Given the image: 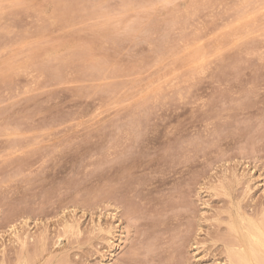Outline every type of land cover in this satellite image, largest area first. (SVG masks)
Listing matches in <instances>:
<instances>
[{
	"label": "rangeland",
	"instance_id": "374dc122",
	"mask_svg": "<svg viewBox=\"0 0 264 264\" xmlns=\"http://www.w3.org/2000/svg\"><path fill=\"white\" fill-rule=\"evenodd\" d=\"M0 42V264H231L264 223V0H0ZM126 154L165 163L101 181Z\"/></svg>",
	"mask_w": 264,
	"mask_h": 264
},
{
	"label": "bare ground",
	"instance_id": "6f19581e",
	"mask_svg": "<svg viewBox=\"0 0 264 264\" xmlns=\"http://www.w3.org/2000/svg\"><path fill=\"white\" fill-rule=\"evenodd\" d=\"M2 42V41H1ZM0 42V43H1ZM222 43V42H221ZM224 43V42H223ZM3 44V43H2ZM5 44V43H4ZM3 44V45H4ZM1 45V44H0ZM224 45V44H223ZM222 48V47H221ZM218 51H220V50H218ZM198 52H200V51H198ZM202 52V51H201ZM217 52V51H216ZM215 52V53H216ZM215 53H214V56H215ZM218 53V52H217ZM198 54H200V53H198ZM206 54V53H205ZM212 55H213V53H212ZM203 55H201V58H200V64H201V72L202 73H204V68H203V63L202 62H204V59H203ZM212 62V61H211ZM205 66H207V65H205ZM204 66V67H205ZM203 68V69H202ZM60 69V68H59ZM57 71H58V69H57ZM220 73V72H219ZM201 74V73H200ZM218 74V73H217ZM216 76V75H215ZM204 77V76H203ZM220 77V76H219ZM223 77V76H222ZM214 78V77H213ZM202 79V78H201ZM226 79V78H225ZM203 80V79H202ZM201 80V81H202ZM216 80H218V78L216 79ZM230 81V80H229ZM203 82V81H202ZM212 82V81H211ZM213 82H215L214 80H213ZM212 82V84H214ZM217 83V82H216ZM222 83V82H221ZM224 83V82H223ZM202 84V83H201ZM215 86V85H214ZM200 87H202L203 88V85L202 86H199V88ZM199 90H201V91H203L204 90V88H203V90L202 89H199ZM205 92V91H204ZM202 94H203V92H202ZM200 95V100H202L203 99V96L205 97V95ZM214 97V96H213ZM220 97V96H219ZM199 100V99H198ZM216 100V99H215ZM203 101H204V99H203ZM214 101V100H213ZM205 102V101H204ZM216 102V101H215ZM220 101H218V103H219ZM225 102V101H224ZM201 104V103H200ZM203 105H205L204 103H202ZM201 104V105H202ZM215 105H217V104H215ZM219 106V105H218ZM202 107V106H201ZM210 107V106H209ZM214 107V106H213ZM221 107V106H220ZM203 108V107H202ZM215 109V108H214ZM212 110H213V108H212ZM217 110V109H216ZM214 111V110H213ZM212 111V112H213ZM214 114H215V112H214ZM218 114V113H217ZM217 114L215 115V116H217ZM211 116V115H210ZM209 116V117H210ZM214 116V115H213ZM212 116V117H213ZM214 116V117H215ZM212 117H211V119H212ZM204 120V119H203ZM213 120V119H212ZM211 120V121H212ZM210 122V121H209ZM213 125V124H212ZM211 130V129H210ZM216 130V129H215ZM211 131H213V129L211 130ZM213 132H216L217 133V131H213ZM210 133V132H209ZM212 133V132H211ZM210 133V134H211ZM215 134V133H214ZM203 136H204V134H202ZM221 135V134H220ZM219 135V136H220ZM136 136V135H135ZM200 136V135H199ZM203 136H200V137H202L203 138ZM207 136H209V135H207ZM211 136H212V134H211ZM210 137V136H209ZM215 137H217V136H214L212 139L214 140V138ZM135 138V137H134ZM177 138V137H176ZM219 138H221V137H219ZM170 139V138H169ZM178 139V138H177ZM179 139H181L180 137H179ZM210 139V138H209ZM222 139H223V137H222ZM1 140V139H0ZM4 140V139H3ZM19 140H22V139H19ZM152 140V139H151ZM200 140H201V138H200ZM200 140H199V142H200ZM203 140V139H202ZM211 140V139H210ZM215 140H216V138H215ZM221 140V139H220ZM10 142H11V140H9ZM24 141H25V139H24ZM137 141V140H136ZM172 141V140H171ZM169 142V143H172L173 141H174V138H173V141L172 142ZM5 142H6V140H5ZM19 143H20V141H18ZM138 142V141H137ZM150 142V141H149ZM203 142V141H202ZM212 142V141H211ZM211 142H210V144H211ZM215 142V141H214ZM214 142H213V144H214ZM7 143V142H6ZM175 143H177V142H175ZM24 144V143H23ZM167 144H168V142H167ZM199 144H201V142L199 143ZM14 145V144H13ZM12 145V146H13ZM20 145V144H19ZM202 145H203V143H202ZM1 147H2V145H0ZM5 145H3V147H4ZM9 146V145H8ZM211 146V145H210ZM209 146V147H210ZM214 146V145H213ZM199 147V149L197 150V153H196V157H200V156H203L204 157V155H205V153H204V155H203V151H205L206 152V150H204V149H201L203 146H201V148H200V146H198ZM212 148V147H211ZM14 149V148H13ZM21 149V148H20ZM20 149H19V152H20ZM201 149V150H200ZM209 149V148H208ZM211 150V149H210ZM23 151V150H22ZM208 151V150H207ZM141 152V151H140ZM145 152V151H144ZM163 152V151H162ZM165 152V151H164ZM202 153V154H199V153ZM211 152V151H210ZM212 152H213V150H212ZM13 153V152H12ZM15 153V152H14ZM16 153H18V152H16ZM30 153V152H29ZM33 153V152H32ZM132 153H134V152H132ZM137 153H138V151H137ZM167 153H168V151H167ZM34 154V153H33ZM130 154V153H129ZM129 154H126V156L127 157H124V158H126V160L124 159V158H122L123 160V162L121 163V161L119 162V167L118 168H116V172H115V170H113L114 169V167H112V169H106L105 170V172H103L102 173V175H101V181L103 180V181H106V180H108L109 178H111V180L113 181V182H116V183H118V182H120V179H122V178H116V174H119V172H121V171H125V170H132V169H135L136 170V168H137V170H139L140 168H142V167H144L145 168V170H146V167H147V165H146V161L147 160H149L150 158H148V157H146V159L147 160H145L144 162L143 161H138V157H137V155H139L140 153H138L136 156H131V155H129ZM136 153H134L133 155H135ZM143 154V153H142ZM142 154H140V155H142ZM146 154V153H145ZM159 154V153H158ZM166 154V153H165ZM163 155V156H166V155ZM26 155H28V154H26ZM30 155H32L31 153H30ZM139 155V159H140V157H144V156H140ZM29 156V155H28ZM28 156H27V158H28ZM159 156H161V154L159 155ZM162 156V157H163ZM18 157H19V155H18ZM129 157V158H128ZM131 157H133V158H131ZM158 157V156H157ZM167 157V156H166ZM202 157V158H203ZM17 158V157H16ZM19 158H21V159H24V157L22 158V157H19ZM26 158V159H27ZM127 158H128V160H127ZM131 158V159H130ZM161 158V157H160ZM160 158H158V159H150V161H148L147 163H151L153 160H155L156 162H158V163H160V161H161V164L164 162L165 163V161H163L164 159L163 158H161L162 160H160ZM26 159H24V160H26ZM29 159V158H28ZM27 159V160H28ZM119 159V158H118ZM118 159H116V160H118ZM130 159V160H129ZM133 159H135V161L133 160ZM19 160V159H18ZM120 160V159H119ZM16 161H17V159H16ZM21 161V160H20ZM163 161V162H162ZM174 161V160H173ZM19 162V161H18ZM24 162V161H23ZM117 162V161H116ZM118 163V162H117ZM116 163V164H117ZM144 163H145V166H144ZM18 164H20V163H18ZM18 164H17V166H18ZM22 164V163H21ZM115 164V163H114ZM161 164H158V165H161ZM174 164V163H173ZM198 164V163H197ZM158 165H157V167H158ZM164 165V164H163ZM117 166V165H116ZM174 165H172L171 167H173ZM149 167V166H148ZM175 167H177V165L175 166ZM106 168V167H105ZM159 168V167H158ZM149 169V168H148ZM111 170H113V171H111ZM109 172H110V174H112V177H111V175L109 174ZM116 173V174H115ZM140 173V172H139ZM132 174H134V173H132ZM138 174V173H137ZM142 174V173H141ZM124 175V174H123ZM129 175H131V174H129ZM128 175V176H129ZM131 176H133V175H131ZM137 176V175H136ZM242 176V175H241ZM240 176V177H241ZM120 177V176H119ZM123 177H126V176H123ZM133 177H135V176H133ZM138 177V176H137ZM235 177H236V175H235ZM238 177V176H237ZM129 178H130V176L128 177V179H124L125 181L124 182H128L129 181ZM141 178V177H140ZM131 179V178H130ZM134 181H135V183H137L139 180H137V178H136V180H137V182H136V180L134 179V178H132ZM226 179V178H225ZM235 179V178H234ZM140 180H142V179H140ZM131 181V180H130ZM143 182V181H142ZM146 182V181H145ZM225 182V181H224ZM102 183V182H101ZM105 183V182H104ZM121 184L123 183V180H122V182H120ZM119 183V184H120ZM130 183H133V181H131ZM147 183V182H146ZM112 184V183H111ZM114 184V183H113ZM134 184V183H133ZM107 185V184H106ZM106 185H104V186H106ZM108 185H110V183L108 184ZM136 185H138V184H136ZM135 185V186H136ZM143 185H144V183H143ZM104 186L102 187V188H104ZM115 186V185H114ZM139 186V188L141 187L140 185H138ZM109 187V186H108ZM128 187V186H127ZM146 187V186H145ZM144 187V188H145ZM106 188H107V186H106ZM130 188H133V191L135 192V190H134V188H136L137 189V187H130ZM138 188V189H139ZM143 188V186L141 187V189ZM116 189V188H115ZM122 189H124V188H122ZM129 189V188H128ZM222 189V188H221ZM228 189V188H227ZM118 190V189H117ZM125 190V189H124ZM145 190V189H144ZM128 192H129V190H127ZM126 191V192H127ZM132 191V190H131ZM130 191V192H131ZM137 191V190H136ZM141 192V190H138L137 192ZM104 192V191H103ZM116 192H118V191H116ZM121 192V189H120V191H119V193ZM124 192V191H123ZM126 192H124V193H126ZM139 192V194H141ZM229 191H227V193H228ZM132 193V192H131ZM130 193V194H131ZM111 194L113 195V193L111 192ZM116 194V193H115ZM114 194V196H116ZM118 194V193H117ZM136 194V193H135ZM103 195V194H102ZM112 195H109V196H112ZM120 196L121 195H123V194H119ZM127 195H129V194H127ZM132 195H134V194H132ZM225 195V194H224ZM119 196V197H120ZM126 196V195H125ZM125 196H123L122 197V200L121 201H123V199L125 198ZM138 195H136L135 197H137ZM145 196V195H144ZM107 197V196H106ZM118 197V196H117ZM129 197H130V195H129ZM131 197H133V198H131V199H133L134 200V196H131ZM112 198H114L113 196L111 197V199ZM139 198H140V196H139ZM145 198V197H144ZM108 198H106L105 200H107ZM116 199V197L114 198V200ZM128 199V198H127ZM126 199V201H128ZM130 199V198H129ZM143 199V198H142ZM141 198H140V200H142ZM117 200V199H116ZM119 200V198H118V201H120ZM130 201V200H129ZM143 201H146V200H143ZM114 202V201H113ZM115 203V202H114ZM121 203H123V202H121ZM139 203V204H138ZM141 202H136V204H138L139 206H141L142 204H140ZM234 203V202H233ZM124 204H126L125 202H124ZM124 204H122L121 206H123ZM129 205H130V203H128ZM132 204H133V202H132ZM232 204V203H231ZM235 204H237L236 202H235ZM135 206V205H134ZM133 206V207H134ZM235 206V205H234ZM125 207V206H124ZM127 207V206H126ZM125 207V208H126ZM231 207V206H230ZM232 207H233V204H232ZM128 209L129 208H132L131 206H129V207H127ZM141 208V207H140ZM234 208V207H233ZM128 209H126L125 210V212H127V210ZM142 209V208H141ZM132 210H133V208H132ZM135 210H137V209H135ZM129 211V210H128ZM235 211V210H234ZM137 212V211H136ZM128 213H130V211L128 212ZM237 213H239L238 211H237ZM131 214V213H130ZM133 214V213H132ZM137 214V213H136ZM235 214H236V212H235ZM240 214H241V211H240ZM129 215V214H128ZM237 217H238V215H236ZM245 216V215H244ZM134 217H138V216H134ZM234 216H232V218H233ZM247 217V216H246ZM246 217H243L242 216V214H241V223L240 224H236V225H233L232 226V229L235 231V233L237 234L236 236H237V238H238V244L236 245V246H239L237 249H234L233 248V250L231 251V252H229L230 253V255H229V257H230V261H231V264H264V223H258L257 221H254V220H252V219H250L247 223H249V226H248V224L246 225L244 222H245V220H246ZM254 217V216H253ZM132 218H133V216H132ZM140 218V217H139ZM235 218V217H234ZM128 219H129V217H128ZM135 219V218H134ZM142 219V218H141ZM140 219V220H141ZM239 219V217L235 220V222L237 221ZM139 220V221H140ZM234 220V219H233ZM135 221H138V220H136L135 219ZM77 222V221H76ZM75 222V223H76ZM137 223V222H136ZM67 224V223H66ZM76 224H78V223H76ZM138 224V223H137ZM230 224V223H229ZM68 225V224H67ZM69 226V225H68ZM100 226V225H99ZM109 226V225H108ZM107 226V227H108ZM71 228V227H70ZM78 228V227H77ZM106 228V227H105ZM113 228H115V227H113ZM100 229H101V227H100ZM109 229V228H108ZM127 229V228H126ZM125 229V230H126ZM71 230V229H70ZM79 230V229H78ZM107 230V229H106ZM105 230V231H106ZM111 230H113V229H111ZM76 231V230H75ZM81 231V230H80ZM109 231V230H108ZM107 232V231H106ZM123 232V231H122ZM66 233H67V230H66ZM65 233V234H66ZM113 233V232H112ZM72 234V233H71ZM124 236V235H123ZM60 237V236H59ZM120 237V236H119ZM22 238V237H21ZM122 238V237H121ZM125 238V237H124ZM123 238V239H124ZM21 240H23L22 242H24V239H21ZM126 240V239H125ZM124 240V241H125ZM41 241V240H40ZM46 242V241H45ZM58 246V245H57ZM22 248H23V246H22ZM43 248V247H42ZM229 248V247H228ZM232 248V247H231ZM228 250V249H227ZM229 250H230V248H229ZM42 254V253H41ZM45 256V255H44ZM36 258V257H35ZM41 258V257H40ZM16 259V258H15ZM29 259V258H28ZM37 259V258H36ZM178 261V260H177ZM29 263V262H28ZM177 263V262H176ZM229 263V262H228ZM7 264V263H6ZM11 264V263H10Z\"/></svg>",
	"mask_w": 264,
	"mask_h": 264
}]
</instances>
